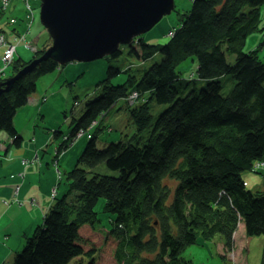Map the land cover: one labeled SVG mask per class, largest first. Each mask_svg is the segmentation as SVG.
<instances>
[{"label": "trees", "instance_id": "1", "mask_svg": "<svg viewBox=\"0 0 264 264\" xmlns=\"http://www.w3.org/2000/svg\"><path fill=\"white\" fill-rule=\"evenodd\" d=\"M262 6L264 0H191L180 25L172 34L165 30L170 36L163 43L139 37L110 54L115 60L122 47L128 52L123 82L108 85L107 78L122 71L112 64L107 78L97 82L104 84L97 96L81 99L70 79L47 88L59 87L67 105L79 103L63 111L67 129L58 126L43 141L48 147L42 154L54 153L51 205L9 264H192L182 252L199 235L220 234L227 248L239 221L246 235H264V181L251 189L245 178L246 171L264 173ZM252 32L261 37L262 54L259 45L245 50ZM150 59L138 76L132 66ZM185 61L196 67L184 76L179 66ZM21 66L18 58L11 73ZM56 66L43 60L39 70L14 78L0 92V130L12 137L10 146L21 141L15 113L45 70ZM132 93V104H122L132 132L99 146L105 129L89 128L91 122ZM80 136L88 139L76 152L72 140ZM2 155L15 156L12 150ZM100 198L111 214L107 232L96 226ZM16 213L11 202L0 210L5 219Z\"/></svg>", "mask_w": 264, "mask_h": 264}, {"label": "rangeland", "instance_id": "2", "mask_svg": "<svg viewBox=\"0 0 264 264\" xmlns=\"http://www.w3.org/2000/svg\"><path fill=\"white\" fill-rule=\"evenodd\" d=\"M29 2L34 11L32 22V14L26 11V4L23 0H10L5 9H3V5L0 6V32L4 31V35L10 39L18 32L25 34V30L28 28V32L25 34L27 39L34 41L40 47L41 43L46 42L48 39V32L39 19V0H29ZM189 4L191 5V0H174L172 11L164 15L138 38L143 37L150 43H163L168 38L165 30L172 29L174 31L180 25L184 15L190 9ZM261 8L264 15V6ZM14 18H17V20L12 23ZM161 32L165 34V38L159 35ZM137 41L136 38L133 41L134 44ZM13 42L16 45L18 44L17 40H13ZM21 43L17 46L14 56H32L33 52ZM258 45L260 46L258 52L262 54L261 37L257 32H252L246 39L245 50L252 49ZM7 46L8 44L5 43V47ZM122 48L123 52L115 60L110 55L92 59V61L86 60L75 63L73 60V62L64 64L61 71L55 69L53 72L45 73L44 77H40L35 91L27 96L26 103L17 110L13 117V124L17 132L23 137L25 136L19 145H11L6 149L10 144L9 135L4 130H0V210H3L10 202L11 206L16 205L17 207V215L15 216L5 219V215H0V259L6 260L4 264H9L11 262L9 260L14 258L16 251L21 249L23 244L22 247L25 246L26 236L32 231L34 233L37 225L42 222V215L51 205L49 192L53 190L56 181L55 172L52 171L50 165L54 153L42 154L43 147L45 149L48 147L43 141L48 138V133L52 132L54 128L59 126L61 130L67 129L69 121L64 120L63 111L67 106L70 107V104H66V97L64 95L60 96L58 89L53 88V91L48 92L47 88L51 85L61 84L66 79L71 81L76 79V85L72 87L71 91L78 93L81 99L86 94L88 96L99 95L104 89V84L97 85V82L107 78V69L110 65L118 64L122 71L107 78L109 86L121 83L127 77L123 64L128 63V52L124 47ZM1 49L0 54L2 52ZM227 58L230 61L233 60L230 54H227ZM153 61L154 59L144 62L138 61L132 67L138 70V76H140L142 70ZM195 67L196 65L191 61H185L179 66V69L181 74L185 76L188 71L194 72ZM10 72L11 65H5L3 59L0 58V79L9 77ZM191 75L193 74L190 73L189 77ZM56 77L60 78L61 81H58ZM49 81L51 82L49 83ZM135 97L136 94H133L131 98ZM123 103H129L126 97L118 99L116 104H113L107 109L106 113L101 114L98 118V122L95 125L97 126L96 131L105 129V132L99 135V146H104L113 140H119L125 133L132 132L133 125L129 123V113L125 111L127 107L122 105ZM120 105L123 106L124 110ZM149 105H155L156 108L154 110H158V104L155 101H149ZM32 110L36 111V113L34 114ZM75 114L76 117L79 113L75 112ZM35 121L41 122L35 124ZM33 130L34 132L31 133ZM87 139V136H80L72 140L75 143L76 152L81 147V151L83 150ZM10 150L13 151L15 156L13 158L3 157L2 154ZM35 152L37 156L34 155ZM67 155L68 157H66L69 159V153ZM66 157L64 158L61 155L60 160L65 162ZM20 159H24L25 162H21ZM246 177L250 182L247 187L251 189L262 187L264 173L246 171ZM63 191L65 190L61 192ZM5 200H9V202L6 203ZM4 202L6 205H4ZM96 210L100 219L96 222V226L103 228L107 232L112 225V221L111 214L103 210V198H100L96 204ZM2 220H5V222L2 223ZM14 222H16L15 225ZM235 232L233 250L237 255L236 264H262L264 258V235H246L243 222H237ZM5 233L10 234V236H5ZM199 236L196 243L188 245L182 252L183 255L192 259V264H232V261L226 256L223 238L220 234H216L211 239H204Z\"/></svg>", "mask_w": 264, "mask_h": 264}, {"label": "water", "instance_id": "3", "mask_svg": "<svg viewBox=\"0 0 264 264\" xmlns=\"http://www.w3.org/2000/svg\"><path fill=\"white\" fill-rule=\"evenodd\" d=\"M39 18L51 44L40 56L0 82V92L12 80L52 58L65 64L112 54L120 44L149 30L174 8V0H40Z\"/></svg>", "mask_w": 264, "mask_h": 264}, {"label": "clouds", "instance_id": "4", "mask_svg": "<svg viewBox=\"0 0 264 264\" xmlns=\"http://www.w3.org/2000/svg\"><path fill=\"white\" fill-rule=\"evenodd\" d=\"M26 4V11L28 13H31L32 16H31V22H32V18L34 17V11H33V7L31 6L29 0H23ZM40 0H39V6H40ZM40 10V9H39ZM2 12V11H1ZM27 13V14H28ZM1 16V15H0ZM40 19V18H39ZM17 20V18H14L12 23L15 22ZM42 24V23H41ZM30 25V24H29ZM28 32V28L25 30V34ZM24 33H16L15 35H13L10 39L7 38L5 35H4V31L0 32V48H2V52L0 54V58L3 59L4 61V64L7 65H11L12 63V60H13V57H14V54L16 52V49H17V46L21 43V41L23 40V42L21 43L22 45L26 46L31 52H33V57L35 56V47H37V44L32 41V40H29L27 39L26 35ZM47 37L50 38L49 34H47ZM13 40H17L18 44H14ZM50 41H51V38H50ZM5 43L8 44L7 47H5ZM122 45V44H120ZM119 45V46H120ZM8 48H11V53H10V56H5V52ZM43 52V49L40 53ZM110 55V54H108ZM70 62H73V61H70ZM70 62H67V63H70ZM81 62V61H79ZM66 64V63H65ZM23 66H21L19 69H21ZM18 69V70H19ZM17 70V71H18ZM16 71V72H17ZM34 71V70H33ZM12 72V70H11ZM10 72V76L11 75H14L15 73H11ZM32 72V71H31ZM30 73V72H29ZM77 80L74 79L73 82H76ZM1 82V81H0ZM72 82V83H73ZM98 85V84H97ZM79 102H75V105L77 106ZM75 106V107H76ZM98 122V118L93 120L89 126V128H93L96 123ZM82 133V132H81ZM235 232L232 233V235L234 234ZM230 246H228L227 248H224V251L226 253V256L230 259V261H232V264H236V261H237V255H236V252L233 250V248H231L230 250ZM264 264V263H263Z\"/></svg>", "mask_w": 264, "mask_h": 264}, {"label": "bare ground", "instance_id": "5", "mask_svg": "<svg viewBox=\"0 0 264 264\" xmlns=\"http://www.w3.org/2000/svg\"><path fill=\"white\" fill-rule=\"evenodd\" d=\"M191 7V5L189 4V8ZM169 33V32H168ZM168 36V38H169V36L170 35H167ZM143 38V37H142ZM145 39V38H144ZM146 40V39H145ZM50 44H51V42H42L41 43V46L39 47V46H37V47H35V56L33 57V56H30V57H26V56H22V57H19V56H17V57H13V60H12V62H14L15 60H17L18 58L21 60V63H22V66H24V65H26L27 63H29L31 60H33L35 57H38V56H40L41 55V53H39L40 52V50L41 49H46V48H48L49 46H50ZM122 45H124V44H122ZM47 59H52V58H47ZM47 59H44V60H47ZM56 64H57V66L54 68V69H50V70H45V72H47V73H50V72H53L55 69H57V70H59V71H61L62 70V68H63V65L64 64H62V63H60V62H57V61H55L54 59H52ZM88 60V59H87ZM43 61V60H42ZM90 61H92V60H90ZM41 62V61H40ZM74 62L75 63H77V62H79V61H77V60H74ZM40 64V63H39ZM39 64L35 67V69L36 70H39L40 68H39ZM2 71V70H1ZM5 78H1L0 79V81H3ZM56 79L58 80V81H61V79L60 78H58V77H56ZM55 89H58L59 90V87H54ZM100 93H102V92H100ZM39 100V99H38ZM43 100H44V98H43ZM132 104V103H131ZM70 106H72V107H75L76 105H75V103L74 104H70ZM106 111H107V109H104L103 111H102V113H106ZM32 112L35 114L36 113V111H34V110H32ZM42 115V114H41ZM43 116V115H42ZM41 121H35L34 123L35 124H38V123H40ZM18 133V136H20V138H21V140L22 139H24V137L19 133V132H17ZM0 138H1V136H0ZM10 147V145H8L7 146V148L6 149H8ZM34 155L35 156H37V153L35 152L34 153ZM239 223H241L240 221H239ZM5 236H10V234H8V233H5ZM23 246V245H22ZM21 246V249H19V250H22V247ZM18 250V251H19ZM17 252V251H16ZM20 252H22V251H20ZM24 254V253H23ZM25 255V254H24ZM6 263V262H5Z\"/></svg>", "mask_w": 264, "mask_h": 264}, {"label": "built area", "instance_id": "6", "mask_svg": "<svg viewBox=\"0 0 264 264\" xmlns=\"http://www.w3.org/2000/svg\"><path fill=\"white\" fill-rule=\"evenodd\" d=\"M169 32H171V33H169V34H172V31H169ZM10 53H11V48H8V49L6 50V52H5V56H10Z\"/></svg>", "mask_w": 264, "mask_h": 264}]
</instances>
